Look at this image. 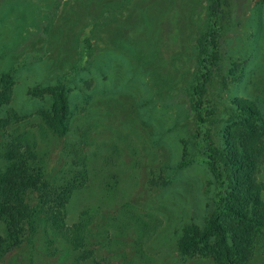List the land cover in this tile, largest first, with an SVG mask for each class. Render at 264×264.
I'll return each mask as SVG.
<instances>
[{
  "label": "rangeland",
  "instance_id": "1",
  "mask_svg": "<svg viewBox=\"0 0 264 264\" xmlns=\"http://www.w3.org/2000/svg\"><path fill=\"white\" fill-rule=\"evenodd\" d=\"M141 1H123L105 22V5L88 0H0V79L10 76L9 100L0 106V119L10 117V124L0 128V153L12 136L27 134L50 187L81 168L87 174L66 206L63 229H50L40 216L0 264H217L211 255L178 251L180 236L203 229L220 198L194 138L199 125L188 85L204 80L197 97L219 149L241 116L233 99L264 118V0H218L216 54L203 79L195 46L208 23L205 0H166L157 9ZM93 18L100 20L87 56L78 35ZM58 84L68 88L72 112L63 136L41 116L50 96L29 93ZM260 140L264 147V135ZM184 150L191 159L180 167ZM255 177L264 183V148ZM260 194L264 203V189ZM4 228L0 220V235ZM70 228H81L90 258L76 259ZM246 264H264L261 240Z\"/></svg>",
  "mask_w": 264,
  "mask_h": 264
},
{
  "label": "trees",
  "instance_id": "2",
  "mask_svg": "<svg viewBox=\"0 0 264 264\" xmlns=\"http://www.w3.org/2000/svg\"><path fill=\"white\" fill-rule=\"evenodd\" d=\"M123 1L126 3L127 0L120 1L119 6L116 0H88V4L95 7L105 5L99 14L104 13L106 22L114 17L120 6L123 7ZM163 2L166 0H144L140 3H150L152 8L157 9L155 6ZM205 3L208 23L196 38L195 46L196 65L202 71V79L209 74L210 62L215 58L213 35L216 34L219 18V1L205 0ZM99 20L93 18L78 35L84 55H91L88 51L91 48L89 37L96 31ZM142 20L148 24L149 14H144ZM9 80L8 75L0 79V106L9 100ZM203 82L199 79L194 85L189 83L188 108L199 125L194 138L220 188V198L203 229L189 228L180 236L178 251L182 256L195 253L211 255L217 264H246L254 241L264 243V203L260 194L264 183L258 182L255 177L264 148L260 140L264 135V118L251 104L233 99L232 105L241 116L227 126L223 133V147L217 148L210 140L209 117L203 111L201 99L197 97L203 91ZM29 93H47L50 96L51 106L41 110V116L52 132L58 136L65 135L72 115L68 88L63 84L36 86ZM9 120L10 117L0 119L1 130L10 124ZM1 146L3 152L0 153V161L4 164L0 162V220L5 228L4 234L0 235V257L20 246L24 236L33 231V223L40 216L50 229H63L66 206L73 192L87 181L86 171L81 168L73 176L65 178L63 184L50 187L49 174L40 163L35 140L27 134L14 135ZM190 159V152L184 150L179 166H184ZM68 230L78 252L76 259L90 258L93 250L82 247L81 228ZM26 239L31 241L29 236Z\"/></svg>",
  "mask_w": 264,
  "mask_h": 264
}]
</instances>
